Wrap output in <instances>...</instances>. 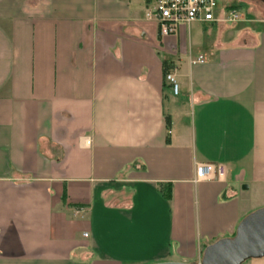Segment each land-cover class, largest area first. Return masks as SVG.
<instances>
[{
	"label": "crops",
	"instance_id": "0c3cea01",
	"mask_svg": "<svg viewBox=\"0 0 264 264\" xmlns=\"http://www.w3.org/2000/svg\"><path fill=\"white\" fill-rule=\"evenodd\" d=\"M223 1L160 36L153 0H0V264L198 263L264 207V0Z\"/></svg>",
	"mask_w": 264,
	"mask_h": 264
},
{
	"label": "built area",
	"instance_id": "2783aa9c",
	"mask_svg": "<svg viewBox=\"0 0 264 264\" xmlns=\"http://www.w3.org/2000/svg\"><path fill=\"white\" fill-rule=\"evenodd\" d=\"M153 9L147 13V19L152 20L158 26L160 36L175 34L181 26L193 23L217 22V0H153ZM240 19L237 12L224 11L221 20L224 22H236ZM193 64H202L204 60L199 57ZM165 81L171 87L173 95L179 92L178 85L171 72L165 76ZM225 176V168L220 164L203 163L196 164L194 182L207 180H222Z\"/></svg>",
	"mask_w": 264,
	"mask_h": 264
},
{
	"label": "water",
	"instance_id": "95a60500",
	"mask_svg": "<svg viewBox=\"0 0 264 264\" xmlns=\"http://www.w3.org/2000/svg\"><path fill=\"white\" fill-rule=\"evenodd\" d=\"M264 258V207L240 220L234 236L206 246L198 263L161 262L155 264H244Z\"/></svg>",
	"mask_w": 264,
	"mask_h": 264
},
{
	"label": "rangeland",
	"instance_id": "374dc122",
	"mask_svg": "<svg viewBox=\"0 0 264 264\" xmlns=\"http://www.w3.org/2000/svg\"><path fill=\"white\" fill-rule=\"evenodd\" d=\"M225 5H228V2L223 1V0H218V6H219V8H223ZM229 5H232V6H234V7L237 8V11H238V13L240 15V19L241 18L242 19L243 18L246 19V17H249V14L247 13V6L246 5L240 3V2H238L236 0L230 2ZM250 201H252L250 203L251 205H256L257 203H260L261 202L260 199H253L252 197L250 198ZM257 205H261V204H257ZM257 260H263V262H264V258L257 259ZM248 262L250 263L251 261L250 260L249 261H246L244 264H249Z\"/></svg>",
	"mask_w": 264,
	"mask_h": 264
},
{
	"label": "trees",
	"instance_id": "16d2710c",
	"mask_svg": "<svg viewBox=\"0 0 264 264\" xmlns=\"http://www.w3.org/2000/svg\"><path fill=\"white\" fill-rule=\"evenodd\" d=\"M168 71H167V66H166V64H164L163 63V78L165 79V76H166V73H167ZM165 81V80H164ZM168 125H169V122H168V118L166 119V126L168 127ZM233 236H234V234H233ZM232 236V237H233Z\"/></svg>",
	"mask_w": 264,
	"mask_h": 264
}]
</instances>
